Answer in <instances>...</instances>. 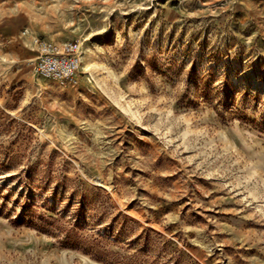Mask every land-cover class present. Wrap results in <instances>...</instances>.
Listing matches in <instances>:
<instances>
[{
	"label": "rangeland",
	"instance_id": "rangeland-1",
	"mask_svg": "<svg viewBox=\"0 0 264 264\" xmlns=\"http://www.w3.org/2000/svg\"><path fill=\"white\" fill-rule=\"evenodd\" d=\"M0 264H264V0H0Z\"/></svg>",
	"mask_w": 264,
	"mask_h": 264
},
{
	"label": "built area",
	"instance_id": "built-area-1",
	"mask_svg": "<svg viewBox=\"0 0 264 264\" xmlns=\"http://www.w3.org/2000/svg\"><path fill=\"white\" fill-rule=\"evenodd\" d=\"M34 73L43 80L57 82L67 87L77 81L81 66L82 50L76 42L57 44L35 39Z\"/></svg>",
	"mask_w": 264,
	"mask_h": 264
}]
</instances>
